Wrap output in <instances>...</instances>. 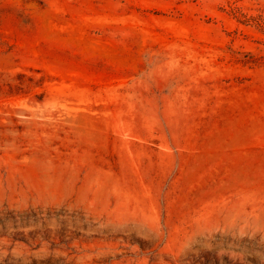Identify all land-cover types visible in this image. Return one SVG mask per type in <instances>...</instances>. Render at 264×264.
<instances>
[{
    "label": "rangeland",
    "instance_id": "rangeland-1",
    "mask_svg": "<svg viewBox=\"0 0 264 264\" xmlns=\"http://www.w3.org/2000/svg\"><path fill=\"white\" fill-rule=\"evenodd\" d=\"M264 0H0V264H264Z\"/></svg>",
    "mask_w": 264,
    "mask_h": 264
},
{
    "label": "trees",
    "instance_id": "trees-1",
    "mask_svg": "<svg viewBox=\"0 0 264 264\" xmlns=\"http://www.w3.org/2000/svg\"><path fill=\"white\" fill-rule=\"evenodd\" d=\"M255 24H256L257 28L259 29V31L264 36V19L261 18V17H258L255 20ZM245 57H247V59L243 62L244 64H252V63H256V62H258L260 60L261 61L264 60V56H260L259 58H254L253 56L246 55ZM199 264H219V260L216 259L215 257H210V260L204 259ZM225 264H235V263H232L231 261H228Z\"/></svg>",
    "mask_w": 264,
    "mask_h": 264
}]
</instances>
